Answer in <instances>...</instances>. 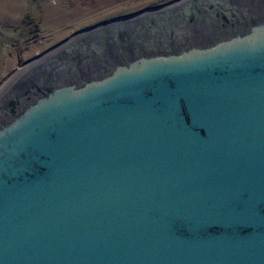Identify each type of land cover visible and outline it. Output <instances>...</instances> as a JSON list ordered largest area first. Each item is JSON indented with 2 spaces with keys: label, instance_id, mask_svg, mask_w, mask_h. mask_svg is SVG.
Instances as JSON below:
<instances>
[{
  "label": "water",
  "instance_id": "obj_1",
  "mask_svg": "<svg viewBox=\"0 0 264 264\" xmlns=\"http://www.w3.org/2000/svg\"><path fill=\"white\" fill-rule=\"evenodd\" d=\"M0 264H264V0L105 21L14 72Z\"/></svg>",
  "mask_w": 264,
  "mask_h": 264
},
{
  "label": "rangeland",
  "instance_id": "obj_2",
  "mask_svg": "<svg viewBox=\"0 0 264 264\" xmlns=\"http://www.w3.org/2000/svg\"><path fill=\"white\" fill-rule=\"evenodd\" d=\"M170 0H0V87L27 62L84 29Z\"/></svg>",
  "mask_w": 264,
  "mask_h": 264
},
{
  "label": "flooded vegetation",
  "instance_id": "obj_3",
  "mask_svg": "<svg viewBox=\"0 0 264 264\" xmlns=\"http://www.w3.org/2000/svg\"><path fill=\"white\" fill-rule=\"evenodd\" d=\"M181 0H170L166 3H163V4H160V5H153L152 7H149L145 10H150V9H158V8H163V7H167V6H170L171 4H174V3H177V2H180ZM145 10H142V11H145Z\"/></svg>",
  "mask_w": 264,
  "mask_h": 264
}]
</instances>
